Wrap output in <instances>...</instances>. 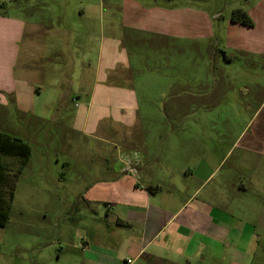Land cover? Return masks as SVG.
<instances>
[{"label":"rangeland","instance_id":"rangeland-1","mask_svg":"<svg viewBox=\"0 0 264 264\" xmlns=\"http://www.w3.org/2000/svg\"><path fill=\"white\" fill-rule=\"evenodd\" d=\"M94 1H24L21 3L24 12L15 6L20 3L7 1L10 4L7 14L39 21L43 28L52 30L47 36L46 51L52 57L67 55V60L52 62L43 80L50 85V89L46 85L42 96V103L52 105L50 120L34 118L12 107L0 122V130L23 138L33 149L16 182L8 222L0 227V264H78L72 246L59 257L61 242L75 238L79 226L82 233L81 224H108L105 199L110 192L107 188L112 173L110 163L118 158L148 159L146 162L153 164V171L163 174L156 169L157 159H166L169 165L175 162L179 167L180 163L198 157L197 153L202 154L203 149H194L197 144L207 142L217 147L221 156L224 147L230 148L236 142L251 119L253 110H244L246 102L256 103L251 99L264 96L263 57L254 60L231 51L230 63L222 50L208 49L206 40L110 37L108 0H101L104 2L101 10L91 11L88 3ZM241 1L243 5L252 2ZM84 9L86 14L82 12ZM221 9L224 15L229 13L228 9ZM221 21L220 18L213 21L217 37L226 35ZM77 45H82L83 50L76 51ZM109 47H115L117 57L109 76L110 81H117L116 90L105 93L106 97L100 100L98 93L92 94L96 89L95 75L92 76L95 70L70 66L68 56L82 54L94 63L100 56L103 63ZM65 49L74 51L64 53ZM100 73V80L105 82L101 85L108 87L110 82L104 76L102 64ZM101 85L99 90L104 89ZM124 87L130 91V99L120 102L119 89ZM2 112L0 106V119ZM252 130L248 127V134ZM141 144L147 147V152L139 147ZM238 149L234 147L227 163L235 161ZM17 162L16 157L4 155L5 165L12 170ZM10 176L7 189L12 183ZM98 178L105 179L103 184L95 182ZM258 201L261 213L264 197ZM250 226L257 234L248 248L249 256L243 261L264 264V224ZM241 227L246 235L247 225ZM247 244L245 238L238 249H245ZM222 249H226L225 258L210 250L205 260H193L191 264H240L232 261L230 253L234 249Z\"/></svg>","mask_w":264,"mask_h":264},{"label":"crops","instance_id":"crops-1","mask_svg":"<svg viewBox=\"0 0 264 264\" xmlns=\"http://www.w3.org/2000/svg\"><path fill=\"white\" fill-rule=\"evenodd\" d=\"M7 1L20 3L15 6L24 12L21 3L32 0H0V106L3 108L0 122L12 107L34 118L50 120L52 105L42 103L48 84L43 80L52 62H64L67 55H48L47 36L52 30L43 28L39 21L7 14L6 8L10 6ZM197 1L200 0H108L109 36H127L129 40L152 36L173 41L188 37L206 40L208 49L222 50L230 63L231 51L254 60L264 58V0H252L250 5H243L241 0H231V5L229 0H202V4ZM102 4L103 1L95 0L88 6L91 11L101 10ZM242 6L253 19V26L229 19L232 10ZM221 8L229 13L224 15ZM82 12L86 14L85 9ZM216 18L222 19L226 35L217 37L213 28ZM114 48L109 47L103 63L100 56L95 63L82 54L68 56L70 66L95 70L92 76L95 75L96 89L92 94L98 93L100 100L106 97L105 93L116 90L117 81L109 79L117 60ZM74 49L82 51L83 46ZM73 51L65 49L64 53ZM101 64L110 82L108 87L101 85L105 84L100 80ZM212 74L215 76V71ZM91 79L93 82L94 78ZM100 85L104 89L99 90ZM119 92L120 102L130 99V91L125 87ZM251 100L256 103L246 102L244 106L245 111L253 110L251 119L236 142L230 148L224 147L221 156L217 147L207 142L192 148L203 149L202 154L197 153V159L190 158L179 167L175 162L169 165L166 159H157L156 169L163 174L153 171V164L146 162L148 159L118 158L110 163L112 173L107 184L110 192L105 199L108 224H81L82 233L79 226L75 238L61 242L59 257L72 246L78 264H164L166 261L191 264L193 260H205L210 250L215 256L225 258L226 249L222 248L228 247L234 249L230 253L232 261L245 264L243 258L249 256L248 248L257 234L250 224H264V207L260 213L258 201L264 197V96ZM248 127L253 129L250 134ZM235 146L239 147L236 159L227 163ZM139 147L148 151L142 144ZM104 180L98 178L95 182L101 185ZM176 181L183 183L177 185ZM244 224L248 227L246 235L241 227ZM245 238L248 240L245 249H238Z\"/></svg>","mask_w":264,"mask_h":264},{"label":"trees","instance_id":"trees-1","mask_svg":"<svg viewBox=\"0 0 264 264\" xmlns=\"http://www.w3.org/2000/svg\"><path fill=\"white\" fill-rule=\"evenodd\" d=\"M230 19L244 25L253 26L254 21L246 9L238 7L232 10ZM31 145L20 137L13 136L0 130V227L6 226L9 219V206L15 197L16 182L22 173L25 165L31 157ZM4 155L14 156L18 160V165L12 170L4 163ZM17 157H20L18 159ZM16 163V164H17ZM12 183L7 189V183ZM152 187H148L151 189Z\"/></svg>","mask_w":264,"mask_h":264}]
</instances>
